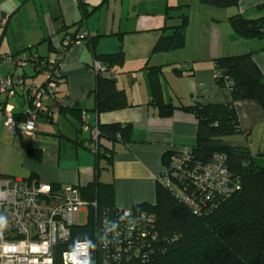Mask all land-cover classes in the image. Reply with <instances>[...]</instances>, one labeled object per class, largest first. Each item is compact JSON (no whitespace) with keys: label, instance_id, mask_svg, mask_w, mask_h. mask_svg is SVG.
Instances as JSON below:
<instances>
[{"label":"crops","instance_id":"obj_1","mask_svg":"<svg viewBox=\"0 0 264 264\" xmlns=\"http://www.w3.org/2000/svg\"><path fill=\"white\" fill-rule=\"evenodd\" d=\"M30 1L0 0V54L36 53L55 58L64 38L81 28L88 30L96 46L94 51L84 40L70 47L63 80L46 102L47 109L39 114L34 136L14 130L6 122L9 108L16 120L28 118L32 106L27 90L14 96L0 93V175L35 177L59 187H86L98 181L113 185L118 207L155 204L157 176L168 151L196 144L197 118L182 107L227 102L216 80L215 60L250 53L264 76V37H244L230 21L234 15L246 17L245 12L246 18L263 16L260 6L264 0H239L232 7L206 5L200 0H41L35 4L42 8V16L35 7L32 25L24 21L16 24L15 17ZM81 2L89 10L85 21H81ZM168 6L184 7L171 11L167 19ZM182 13L189 15L184 45L172 51H154L160 38L171 35L173 27L180 24ZM119 51L124 52V62L114 67L117 85L126 92L130 105L99 114L92 93L97 75L91 72V65L96 55ZM19 67L3 62L0 72L14 81L24 77L27 85L44 84L43 73L32 66L22 71ZM149 67H161V99L178 107L169 116L161 114L153 99ZM73 109L87 111L84 116L91 126L132 125L131 141L103 138L112 160L108 162L102 155L98 159L90 149L96 145L92 132L84 128V118L77 117ZM236 110L242 133L225 140L264 155V110L249 100L237 102ZM30 150L40 152L41 158L32 157ZM83 197L89 201L85 193Z\"/></svg>","mask_w":264,"mask_h":264},{"label":"trees","instance_id":"obj_2","mask_svg":"<svg viewBox=\"0 0 264 264\" xmlns=\"http://www.w3.org/2000/svg\"><path fill=\"white\" fill-rule=\"evenodd\" d=\"M200 2L216 7H232L237 5L239 0ZM85 5L84 2L79 4L83 12L81 21H85L89 14ZM183 7L168 6L166 18L170 17L171 11ZM260 8H264V4H261ZM179 17L180 24L173 27L171 35L160 38L154 51H172L184 45L189 15L182 13ZM230 21L236 32L244 37H264V15L246 18L238 14L230 17ZM82 30H85L87 35L80 39V44L84 40L89 41V46L95 51L96 40L90 37L87 29L81 28L73 35L67 33L69 36L64 40L76 39V35ZM50 42L53 44L52 40ZM73 45L77 44L69 45L68 51ZM38 56L40 60L50 59ZM95 60L114 69L124 62V52L99 54ZM215 65L219 71L216 80L227 102L222 104L196 102L182 107L194 113L198 124L196 144L188 148L192 151L194 161L202 164L212 162L217 153L223 154L225 164L237 181L238 188L225 198L217 196L212 204L208 203L205 210L195 213L188 204L177 198L171 189L163 186L157 176L156 203L132 206L135 210H147L154 216L152 232L157 238L151 242L148 250H142L140 256H132L131 259L123 255L117 261L105 263L102 240L104 235L91 217L87 223L71 229L72 234L68 242L56 246L54 264H64L63 252L70 250L77 240H89L95 245L91 256L94 264H264V155L253 154L248 147L236 146L225 140L227 137L242 133L236 110L237 102L255 101L264 110V76L250 53L219 57L215 60ZM149 70L153 99L162 109L161 114L169 116L178 107L164 104L161 99V67H149ZM62 80L63 77L59 79L58 87ZM92 93L96 103L94 110L99 114L124 109L130 105L126 92L117 85V78L97 75L96 87ZM73 110L81 120L87 114V111L81 109ZM98 128L100 136L97 149L94 146L90 149L98 159L102 155L109 162L112 160L108 152L110 147L103 142V138L113 142L131 141L133 127L116 122L98 124ZM172 152L168 151L166 154L165 166L169 165ZM30 155L37 159L41 158L40 152L35 150H30ZM77 187L81 193L82 191L85 193L89 201L97 200L98 213L107 208L117 207L112 184L94 181L86 187ZM55 188L59 186L55 185ZM129 253L132 254V250Z\"/></svg>","mask_w":264,"mask_h":264},{"label":"built area","instance_id":"obj_3","mask_svg":"<svg viewBox=\"0 0 264 264\" xmlns=\"http://www.w3.org/2000/svg\"><path fill=\"white\" fill-rule=\"evenodd\" d=\"M86 35L87 32L82 30L76 35V39L63 40L62 50L53 59L40 60L35 53L28 57L0 54V65L9 62L21 67L32 66L45 77L42 85H27L24 77L14 81L11 76H4L0 72V93L14 96L19 90L26 89L32 106L28 118L23 121L15 119L12 108L6 110V122L12 129L19 128L24 135L30 133L27 136H34L37 118L47 109L46 102L55 96L58 81L64 75L69 45L80 44V39ZM91 72L109 78L118 77L117 71L99 60H94ZM84 128L91 130L97 149L100 136L98 125L91 126L87 116H84ZM192 157V151L188 147L174 149L169 165L161 169L158 180L197 213L205 210L208 203L212 204L217 196L225 198L230 195L238 188V183L226 166L223 154H215L208 164L196 162ZM97 209V200L86 201L77 186L55 188L53 183L34 178L20 179L0 175V214L7 215L9 220L3 238L0 239V264H32L34 259L38 264H48L49 257L54 264L56 246L68 242L71 229L87 223L91 217L104 237L112 241L107 247L103 246L105 263L117 261L123 255L128 259L140 256L142 250H148L151 242L157 238L152 232L154 216L147 210L117 206L98 213ZM82 212L86 213L85 223L79 220ZM121 217L124 219L121 220ZM134 220L137 221L135 228L129 231ZM113 224H117L118 229H113ZM87 241L89 240L75 241L73 247L63 254L73 252ZM34 246L39 251H33ZM13 247L15 251L10 250ZM131 250L132 254L129 253ZM89 252L92 256L91 249ZM63 263L65 264L64 255ZM67 264H72L70 259Z\"/></svg>","mask_w":264,"mask_h":264},{"label":"clouds","instance_id":"obj_4","mask_svg":"<svg viewBox=\"0 0 264 264\" xmlns=\"http://www.w3.org/2000/svg\"><path fill=\"white\" fill-rule=\"evenodd\" d=\"M30 127H31V124H29V128ZM27 135H30V133H27ZM123 219H124V217H121V220H123ZM136 222L137 221H135V220L131 222L133 224V227L129 228V231L134 230ZM8 223H9L8 216L0 214V239L3 238V234L8 227ZM113 229H118V225L113 224ZM102 240H103V246L104 247H107V245L112 242V241L108 240L107 237L102 238ZM89 249L95 250V245L92 244L90 241H87L84 245L79 246L73 252H71V253L65 252L63 254L64 259H65V264H67V260H69V259L71 260L72 264H94V261L90 255ZM10 250L15 251V248L13 247ZM32 250L33 251H39V248L34 246ZM81 257H83V259H81ZM32 264H38V262L34 259L32 261ZM48 264H52L51 257H49V259H48Z\"/></svg>","mask_w":264,"mask_h":264},{"label":"rangeland","instance_id":"obj_5","mask_svg":"<svg viewBox=\"0 0 264 264\" xmlns=\"http://www.w3.org/2000/svg\"><path fill=\"white\" fill-rule=\"evenodd\" d=\"M35 2L39 5L40 3H41V0H31L29 3H28V5L26 6V7H24L22 10H21V12H20V14L18 15L17 14V16L15 17V19H14V22L16 23V24H18L19 22H21V21H24L25 22V24H27V23H31V25H32V23H34L35 22V20H36V14H35V7L36 8H38V14L40 13L41 14V16L44 14L43 13V11H42V8L40 7V6H37L36 4H35ZM245 15H246V17L248 16V14H247V12H245ZM40 16V17H41ZM26 28H28L27 26H26ZM20 56H22V57H28L29 55H27V54H25V55H21L20 54ZM13 65V64H12ZM26 68V67H25ZM28 68H31V67H27V69ZM22 69H23V67H19V70H21L22 71ZM33 70V69H32ZM4 98V97H3ZM254 149V151H256V149H258V145L255 147V148H253ZM106 170H104V172H105ZM79 220H80V222L81 223H85L86 221H87V218H86V213L85 212H82L81 214H80V217H79Z\"/></svg>","mask_w":264,"mask_h":264}]
</instances>
